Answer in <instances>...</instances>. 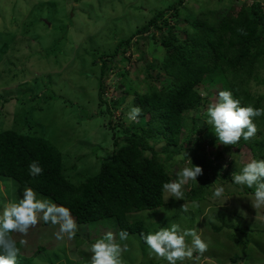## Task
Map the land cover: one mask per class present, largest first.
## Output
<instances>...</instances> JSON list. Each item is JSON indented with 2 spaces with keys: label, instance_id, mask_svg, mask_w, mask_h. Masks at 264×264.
Instances as JSON below:
<instances>
[{
  "label": "rangeland",
  "instance_id": "1",
  "mask_svg": "<svg viewBox=\"0 0 264 264\" xmlns=\"http://www.w3.org/2000/svg\"><path fill=\"white\" fill-rule=\"evenodd\" d=\"M177 1L0 0V130L13 128L46 136L62 152L65 174L75 184L95 175L101 160L112 157L114 133L120 130L110 128L107 107L111 106L98 100L100 72L93 64L94 56L100 60L94 50L99 53L118 44L121 37L142 26L157 10L174 6ZM252 2L186 0L182 14L198 20L205 17L212 23L215 15L210 12L233 7L235 12ZM180 25L187 26L184 22ZM139 36L126 51L130 59L126 70L127 78L142 92L148 88L144 80L146 63L162 58L164 50L157 52L153 44L148 45L146 36ZM138 39L141 41L136 42ZM28 43L32 44L29 49ZM118 72L113 65L105 79L104 96L108 100L125 93ZM156 73L157 69L153 71ZM252 91L264 93V88L254 85ZM220 99L214 94L207 113H198L208 129L199 123L197 131L190 119L184 120L182 135L192 133L191 141L184 146L191 154L188 161L174 165V181L165 192V205L132 213L134 219L147 221L151 245L140 236L122 240L114 220L78 225L53 200L21 187L11 178L0 179V230L12 233L26 256L41 247L33 264H231L229 260L242 253L245 246V260L237 264H264V196L252 191L260 190L261 170L249 148H241L238 157L224 153L225 161L237 160L236 166L228 167L227 172L233 173L230 180H220L207 170L208 166L203 168L196 161H202V148L211 158L217 149L225 148L220 121L233 102L222 105ZM126 101L120 108H113V113L116 119L132 117L126 119L129 123L135 115L134 95ZM258 130L262 134L248 133L252 140L264 136V125ZM172 148L165 142L155 145L159 152ZM182 156L176 158L181 160ZM202 178H208V185ZM238 227H250L248 237L235 229ZM246 239L248 245H244ZM169 243H173V251H180L182 260L172 261L178 255L164 258L160 248Z\"/></svg>",
  "mask_w": 264,
  "mask_h": 264
},
{
  "label": "trees",
  "instance_id": "2",
  "mask_svg": "<svg viewBox=\"0 0 264 264\" xmlns=\"http://www.w3.org/2000/svg\"><path fill=\"white\" fill-rule=\"evenodd\" d=\"M185 2L178 0L174 6L157 10L142 26L127 37H121L111 48L98 50L99 53L94 50L100 60L94 56L93 64L100 72L98 100L101 105L111 106L112 109L107 107L110 128L120 130L114 133L112 157L101 160L95 175L79 184L73 183L65 174L62 152L46 136L4 128L0 130V179L11 178L21 187L50 198L78 225L114 220L122 240L132 235L140 236L151 245L153 240L147 221L134 219L132 213L165 205V192L174 181V165L188 161L191 154L184 142L191 141L192 133L182 135L183 122L190 119L195 130L200 131L197 125L204 122L197 123L198 113H207L205 109L213 104L215 94L218 101L221 98L222 105H227L230 100L233 102L229 103L220 121L225 131L222 132L225 148L217 149L213 158L202 148V161H196L203 168L208 166L207 170L216 173L220 180H230L233 173L227 172L228 167L236 166L237 160L225 161L224 153L228 151L238 157L241 148H249L257 169L261 170L260 190L252 191L264 196V136L252 140L248 134H262L258 127L264 125V93L252 91L254 85L264 88V3L253 0L252 4L242 5L235 12L233 6L225 12H210L215 15L211 23L205 17L198 20L183 16ZM205 14L202 12L203 16ZM182 22L187 26H181ZM137 36H146L148 45L149 42L153 44L157 52L164 50L162 58L146 63L144 80L148 88H143L142 92L127 78L126 70L130 60L126 51ZM27 46L29 49L32 44ZM139 51L142 53V49ZM113 65L120 70L118 74L123 81L121 84H125V93L108 100L104 96L105 79ZM131 94L135 98V115L133 121L126 123V119L132 117L116 119L113 108H120ZM208 128L209 125H204V129ZM161 142L173 148L159 152L155 145ZM179 154L183 155L181 160L176 158ZM201 181L208 185V178ZM235 229L248 237L250 227ZM76 236L80 237V234ZM248 243L249 239H246L244 245ZM172 247L173 243H169L160 248L164 258L178 255L172 261L182 260L180 251H173ZM40 249L32 256H26L12 233L0 230V264H33ZM245 252L246 246L242 249L243 254H235L229 262L244 261Z\"/></svg>",
  "mask_w": 264,
  "mask_h": 264
},
{
  "label": "clouds",
  "instance_id": "3",
  "mask_svg": "<svg viewBox=\"0 0 264 264\" xmlns=\"http://www.w3.org/2000/svg\"><path fill=\"white\" fill-rule=\"evenodd\" d=\"M199 117H200V119H198L197 122H199L200 120L203 122V120L201 119V115ZM202 125H204V123Z\"/></svg>",
  "mask_w": 264,
  "mask_h": 264
}]
</instances>
